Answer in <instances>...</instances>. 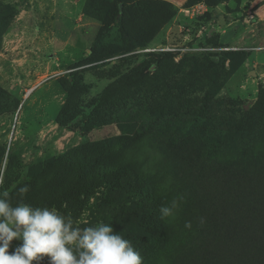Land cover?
I'll use <instances>...</instances> for the list:
<instances>
[{
    "label": "rangeland",
    "instance_id": "rangeland-1",
    "mask_svg": "<svg viewBox=\"0 0 264 264\" xmlns=\"http://www.w3.org/2000/svg\"><path fill=\"white\" fill-rule=\"evenodd\" d=\"M0 88L19 102L0 115V193L15 206L27 185L43 206L32 173L71 157L49 208L161 264L186 232L181 176L160 159L181 140L208 144V162L264 151V0H0Z\"/></svg>",
    "mask_w": 264,
    "mask_h": 264
},
{
    "label": "trees",
    "instance_id": "trees-1",
    "mask_svg": "<svg viewBox=\"0 0 264 264\" xmlns=\"http://www.w3.org/2000/svg\"><path fill=\"white\" fill-rule=\"evenodd\" d=\"M18 106L0 88V115L14 113ZM202 142L181 140L177 155L159 158L162 166L170 167L169 177L181 176V232H186L181 252L161 264H264V151L243 161L216 153L208 162L210 146ZM102 152L94 151L98 156ZM84 154L86 166L92 158ZM71 160L60 156L37 167L32 173V184H38L33 193L39 198L47 195L43 206H32L49 207L53 181L67 176ZM106 163L104 159L102 166ZM189 223L191 227H186Z\"/></svg>",
    "mask_w": 264,
    "mask_h": 264
},
{
    "label": "clouds",
    "instance_id": "clouds-1",
    "mask_svg": "<svg viewBox=\"0 0 264 264\" xmlns=\"http://www.w3.org/2000/svg\"><path fill=\"white\" fill-rule=\"evenodd\" d=\"M28 191L27 185L18 189L21 200L15 206L7 191L0 193V264H33L45 257L48 264H143L131 241L111 224L76 227L55 209L25 203ZM176 208V200L161 207V217L172 216ZM14 239L22 243L10 253Z\"/></svg>",
    "mask_w": 264,
    "mask_h": 264
},
{
    "label": "water",
    "instance_id": "water-1",
    "mask_svg": "<svg viewBox=\"0 0 264 264\" xmlns=\"http://www.w3.org/2000/svg\"><path fill=\"white\" fill-rule=\"evenodd\" d=\"M250 75H251V76H254V75H255V72L251 71V72H250Z\"/></svg>",
    "mask_w": 264,
    "mask_h": 264
},
{
    "label": "crops",
    "instance_id": "crops-1",
    "mask_svg": "<svg viewBox=\"0 0 264 264\" xmlns=\"http://www.w3.org/2000/svg\"><path fill=\"white\" fill-rule=\"evenodd\" d=\"M223 20V19H222ZM227 20V19H226ZM255 55H259L258 53H255Z\"/></svg>",
    "mask_w": 264,
    "mask_h": 264
}]
</instances>
